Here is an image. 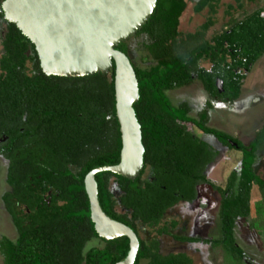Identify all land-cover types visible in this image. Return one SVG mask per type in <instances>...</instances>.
<instances>
[{
	"label": "trees",
	"instance_id": "16d2710c",
	"mask_svg": "<svg viewBox=\"0 0 264 264\" xmlns=\"http://www.w3.org/2000/svg\"><path fill=\"white\" fill-rule=\"evenodd\" d=\"M3 1L0 140H6L0 143V156L8 161L10 191L1 200L18 231L15 240H0L3 264H117L127 257L130 241L127 237L105 241L98 236L84 184L90 171L120 162L115 66L107 75H46L35 46L4 19ZM235 1L237 6H226L223 29L211 32L222 0H198L194 12L208 10L209 17L195 31L184 33L180 25L188 0H157L151 18L135 34L148 37L144 49L154 63L149 68L134 64L127 40L116 48L130 58L136 72L140 99L134 110L142 130L144 163L152 173L131 181L101 172L96 182L102 210L139 238L134 264H197L186 252L161 253L162 235L180 243L220 248L225 264H243L247 259L235 230L238 220L253 214L254 187L264 191V179L255 168L264 150V127L247 145L209 126L218 104L233 105L240 99L247 75L264 56L261 0ZM195 81L207 94L196 118L191 116V105L175 106L168 96ZM191 128L241 153L239 169L230 173L224 187L206 174L220 151ZM203 185L220 195L218 236H173L178 224L167 221L168 212L181 201H196L197 188ZM139 226L156 236L142 239ZM94 239L101 246L88 249Z\"/></svg>",
	"mask_w": 264,
	"mask_h": 264
},
{
	"label": "water",
	"instance_id": "95a60500",
	"mask_svg": "<svg viewBox=\"0 0 264 264\" xmlns=\"http://www.w3.org/2000/svg\"><path fill=\"white\" fill-rule=\"evenodd\" d=\"M157 0H4L5 19L15 24L35 46L42 71L48 76L81 78L107 75L115 66L116 116L120 125V162L90 171L84 180L91 220L105 241L127 237L130 249L117 264H134L140 248L137 234L110 218L98 200L96 175L112 172L135 181L144 169L142 130L134 110L140 99L130 58L116 48L142 30ZM222 91V82L217 84ZM234 147L236 143L231 142Z\"/></svg>",
	"mask_w": 264,
	"mask_h": 264
},
{
	"label": "rangeland",
	"instance_id": "374dc122",
	"mask_svg": "<svg viewBox=\"0 0 264 264\" xmlns=\"http://www.w3.org/2000/svg\"><path fill=\"white\" fill-rule=\"evenodd\" d=\"M197 1L198 0H188V6L182 16L180 25V30L184 33L195 31L209 17L208 10L200 14L194 12V6ZM229 4L237 6L235 0H222V6L215 17L217 25L211 32L223 29L226 22L224 13L227 8L226 6ZM148 42V37L144 34L137 37L133 35L127 39L130 58L135 65L144 69L154 64L148 58L147 52L144 49V45ZM245 85L247 93L243 91L245 96L241 98L239 104H218L216 109L211 113L209 126L228 133L241 142L248 143L249 138L253 136L255 128L258 129L264 124V56L256 63V67L252 70V74L247 75ZM248 92L252 93L250 96V103L247 102L249 96L246 95ZM168 96L175 106H179L185 101L190 102L192 106L194 105L191 116L195 118L199 110L203 108L207 99V94L204 92L199 81H195L191 86L170 91L168 92ZM257 99H259V101L255 104ZM192 130L204 137L213 147L220 151V157L214 164L208 167L206 174L214 184L224 187L230 173L239 169L241 153L235 150H228L219 144L215 138L201 135V132L196 128ZM248 132H252L251 135ZM240 133L244 134V136L240 135ZM6 168V162L0 158V240L3 237L15 240L18 234L1 200L2 195L9 190L6 182ZM256 170L260 175L264 174V150L259 153ZM148 174L149 170L145 177ZM197 194L196 201L193 203H180L169 213L167 219L169 220L170 216L176 217L181 221L182 226L183 223L186 222L189 236L201 238L217 237L220 195L207 185L199 186L197 188ZM252 195L253 214L248 219L238 220L235 237L237 243L242 248L246 247L247 243H250L251 240V247L256 257L260 259L263 245L261 247V243L257 240L258 237L256 234H261L264 230L262 229L264 228V191H261L258 187H254ZM256 210L260 214L256 213ZM139 231L141 238L145 240L152 238V236H156L153 230L143 226H139ZM262 236V241L264 242V232ZM159 240L161 246L160 251L164 255L173 252H186L193 257L197 264H225L223 251L220 248H212L202 244H180L170 237H162ZM94 246H101V242L94 239L87 245L88 249ZM243 249L246 250V248ZM248 258L249 259H246L243 264H263V262L253 263L250 256ZM0 264H3L1 255Z\"/></svg>",
	"mask_w": 264,
	"mask_h": 264
},
{
	"label": "flooded vegetation",
	"instance_id": "af4514ba",
	"mask_svg": "<svg viewBox=\"0 0 264 264\" xmlns=\"http://www.w3.org/2000/svg\"><path fill=\"white\" fill-rule=\"evenodd\" d=\"M3 3V2H2ZM1 9H2V5H1ZM2 12H3V10H2ZM3 16H4V13H3ZM4 19H5V17H4ZM6 20V19H5ZM7 21V20H6ZM5 30H6V27H5V25H3V27L1 26L0 27V33L1 34H4V32H5ZM241 100V97H240V99L238 100V101H236L234 104L236 105V103L237 104H239V101ZM258 101H259V99H257ZM255 101V104H257L258 103V101ZM248 102V101H247ZM182 103H188L189 105H191V103L190 102H188V101H185V102H182ZM181 103V104H182ZM241 103V102H240ZM192 106V105H191ZM194 106V105H193ZM192 106V108H193V110H194V107ZM252 106V105H251ZM202 110V108L199 110V111H201ZM235 138V137H234ZM237 139V138H236ZM6 139L5 138H2L1 140H0V143L1 142H3V141H5ZM239 140V139H238ZM240 141V140H239ZM232 142V141H231ZM230 142V143H231ZM234 143V142H233ZM259 155V154H258ZM0 158L3 160V161H5L6 162V165H7V167H8V161H6L2 156H0ZM258 160H259V156H258ZM7 169V168H6ZM148 170H149V174L145 177V175L147 174V172H148ZM7 171H8V169H7ZM151 173H152V170H151V168L149 167V166H145V163H144V169H143V171H142V173H141V175H143V178H147V177H150L151 176ZM6 178H7V175H6ZM9 187V186H8ZM8 191H10V187H9V190ZM7 191V192H8ZM6 193V192H5ZM185 201H181V202H179L177 205H175L171 210H170V212L171 211H173L174 209H175V207L176 206H178L180 203H184ZM3 203V202H2ZM185 203H188V202H185ZM3 206H4V204H3ZM4 208H5V206H4ZM6 210V209H5ZM6 212H7V210H6ZM170 212H168V214H167V216L169 215V213ZM7 214H8V212H7ZM9 215V214H8ZM10 216V215H9ZM166 219H167V217H166ZM12 220V219H11ZM167 221H169V222H171V221H175V222H177V227H175L174 228V230H173V232H172V235L174 236H177V235H185V236H189L188 235V225H187V223L185 222V223H183V226L181 225V221H179L176 217H173V216H170V219L168 220L167 219ZM12 223H13V221H12ZM14 225V224H13ZM14 228H15V230H16V232H17V234H18V231H17V229H16V227L14 226ZM18 236V235H17ZM162 237H170V236H167V235H162L160 238H162ZM192 237V236H191ZM170 238H172L175 242H177V243H180V242H178V241H176L173 237H170ZM199 238H201V237H199ZM91 242V241H90ZM89 242V243H90ZM88 243V244H89ZM180 244H186V243H180ZM190 244V243H189ZM95 247V246H94ZM173 253H184V252H173Z\"/></svg>",
	"mask_w": 264,
	"mask_h": 264
},
{
	"label": "crops",
	"instance_id": "0c3cea01",
	"mask_svg": "<svg viewBox=\"0 0 264 264\" xmlns=\"http://www.w3.org/2000/svg\"><path fill=\"white\" fill-rule=\"evenodd\" d=\"M260 7H263L264 8V0H261V2H260ZM256 67V65L253 67V69ZM252 74V72L249 74V75H251ZM247 80V79H246ZM245 80V81H246ZM244 85H245V83H244ZM246 86V85H245ZM245 86H243V90H242V94H241V98L243 97V96H245L244 94H243V91H245V93H247V91L245 90ZM250 87V86H249ZM252 95V93H249L248 92V94L246 95V96H249V98H248V103H250V96ZM258 101V100H257ZM264 127V124L260 127V128H255V130H254V132H253V136L252 137H250L249 138V140H248V143H244L243 141V143L244 144H249V143H251L253 140H254V138H255V136H256V134L262 129ZM250 135H251V133L252 132H248ZM240 135H243L244 136V134H241L240 133ZM259 156V155H258ZM255 168H257V163H256V165H255ZM262 177H263V179H264V174L262 175ZM256 188V187H255ZM262 229H264V228H262ZM263 232H264V230H263ZM263 232L260 234H256V236L259 238H257V240H259V242L261 243V247H262V245H263V251H262V253H260L262 256H261V258L260 259H258L257 257H256V255H255V253H254V251H253V249H252V247H251V245H252V242H251V240H250V243H247V245H246V247H243V248H246V250L244 249V251H245V254L247 255V259H249L248 257L250 256V258L252 259V261H253V263H258V262H263V264H264V242L262 241V238H263V236H262V234H263ZM239 245V244H238ZM240 246V245H239Z\"/></svg>",
	"mask_w": 264,
	"mask_h": 264
}]
</instances>
